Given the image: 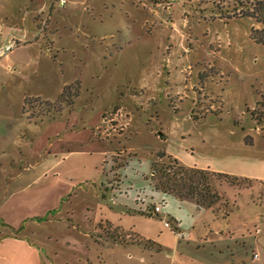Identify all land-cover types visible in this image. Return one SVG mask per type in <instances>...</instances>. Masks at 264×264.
<instances>
[{"label": "rangeland", "instance_id": "374dc122", "mask_svg": "<svg viewBox=\"0 0 264 264\" xmlns=\"http://www.w3.org/2000/svg\"><path fill=\"white\" fill-rule=\"evenodd\" d=\"M0 234V264H264V0H0Z\"/></svg>", "mask_w": 264, "mask_h": 264}, {"label": "trees", "instance_id": "16d2710c", "mask_svg": "<svg viewBox=\"0 0 264 264\" xmlns=\"http://www.w3.org/2000/svg\"><path fill=\"white\" fill-rule=\"evenodd\" d=\"M27 99L25 100V104H27ZM163 152L159 154V156H163ZM174 165L177 166L173 171L172 175H169L165 171L159 170L156 162H153V170L154 174H157L162 182L167 186H172L175 191H185V195L187 197L195 198L198 203L210 204L214 200L218 199V195L211 189L209 183H203L206 178H204L206 169H201L197 167H190L180 163L177 159H173ZM165 169V167H163ZM176 173V174H175ZM212 176H218L219 179L228 181L230 183L235 182L238 178L234 175H230L227 173H221L216 171H211Z\"/></svg>", "mask_w": 264, "mask_h": 264}, {"label": "crops", "instance_id": "0c3cea01", "mask_svg": "<svg viewBox=\"0 0 264 264\" xmlns=\"http://www.w3.org/2000/svg\"><path fill=\"white\" fill-rule=\"evenodd\" d=\"M201 169H204V168H201ZM13 241V243H18V244H21L23 243V241L19 238V236H16V234L14 235H2L0 234V255H3L2 258L3 259H6L9 255H8V252H7V249L5 248V243H7L8 241ZM28 246V245H27ZM30 246V245H29ZM30 249V247H29Z\"/></svg>", "mask_w": 264, "mask_h": 264}, {"label": "built area", "instance_id": "2783aa9c", "mask_svg": "<svg viewBox=\"0 0 264 264\" xmlns=\"http://www.w3.org/2000/svg\"><path fill=\"white\" fill-rule=\"evenodd\" d=\"M54 2H57L60 6H63L67 0H50V5H52ZM11 50V45H5L3 47V51L7 52ZM256 256V254H254Z\"/></svg>", "mask_w": 264, "mask_h": 264}]
</instances>
